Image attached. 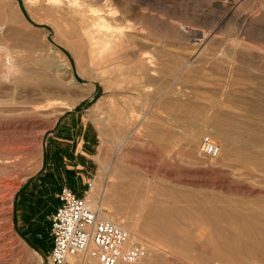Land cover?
Returning <instances> with one entry per match:
<instances>
[{
	"label": "rangeland",
	"instance_id": "rangeland-1",
	"mask_svg": "<svg viewBox=\"0 0 264 264\" xmlns=\"http://www.w3.org/2000/svg\"><path fill=\"white\" fill-rule=\"evenodd\" d=\"M109 1L119 25L107 67L59 42L52 24L34 20V3L14 0L25 24L3 20L0 5V264H49L50 252L36 247L45 235L22 231L15 208L58 123L72 112L94 134L82 195L101 200L107 216L124 221L138 237L132 240L148 248L133 264H220L206 242L207 198H216L221 225L231 230L230 206L245 199L264 207V168L225 148L243 136L264 143V109L241 108L264 97V0ZM63 59L76 81L56 70ZM113 66L122 70L118 81ZM223 113L243 119L241 133L222 124ZM206 135L221 146L217 158L202 151ZM150 208L162 216L150 218ZM47 222L41 216L35 226L44 230Z\"/></svg>",
	"mask_w": 264,
	"mask_h": 264
},
{
	"label": "bare ground",
	"instance_id": "bare-ground-1",
	"mask_svg": "<svg viewBox=\"0 0 264 264\" xmlns=\"http://www.w3.org/2000/svg\"><path fill=\"white\" fill-rule=\"evenodd\" d=\"M26 1L34 3L35 5L34 4L33 5L36 6L40 11L39 15L37 16L33 15L34 20L35 19L38 20V23L40 22L43 23V21H45L46 23H50L53 25L59 42L65 43L67 46L73 47L82 54L84 59H88L97 66L107 67L110 65L112 59V52L114 49V46L112 44L114 30L116 29L114 27L119 25L116 22L117 14H115L113 3L111 1L109 0H26ZM0 5H2L4 9L1 14L3 20L12 21V19H16V21L19 20L20 23L25 24L24 20L20 16L19 11L17 10L14 4V0H8V1L0 0ZM180 37L183 36L180 35ZM50 47L52 49L54 48V51L57 52L58 54L60 53L59 51H61L60 49L56 48L54 45ZM60 56L62 57V55ZM113 69H115L116 72L118 71V73L115 75V81H118V79L121 78L122 76V72H121L122 70L119 67H114V66ZM56 70L58 72L70 73L72 75V78L76 81L73 70L70 66V61L68 59H63L62 63L56 66ZM8 71L6 72L7 76L9 74ZM260 84L264 85V80L261 81ZM262 101L264 102V97ZM262 101L247 102L246 100H244V104L241 106V108L247 110L250 113H258L261 110L263 111L264 109V103H262ZM241 119L240 117L238 118L230 113H223L220 115L219 118L222 124L224 123L223 125H230V127H232L233 129H238V131L245 124L242 121L243 119L242 120ZM248 139L249 138L247 139L244 138V136L243 138L242 137L236 138L235 141H232L235 142L236 144V146L234 145L235 147L229 146L228 143L229 142L231 143V140H229V142H227L228 146H226L225 148L227 149V151H229L232 157L239 159L243 163L252 162L255 166L264 168V145H263L264 143L262 144L260 142V144H257L256 142L250 141ZM257 194H260L259 191ZM243 197H246V195ZM251 197L254 198V196L252 195ZM259 197L261 200V196ZM240 198L238 199L240 200ZM252 199H250V202ZM215 200L216 198L213 199L207 198V202L211 204V206L209 207L211 210L209 211L207 210L205 213V217H206L205 220L207 224L210 226V229L212 231L211 237L208 238L206 242L207 245L213 246L215 248V255H213L214 258L220 260V264H233V261H231L229 257L244 256L245 258H249L250 261L248 262H251V264H257V263L263 264V262L260 259L262 258V260L264 261V207H260L259 205L255 206L254 203L249 204V201L248 200L245 201V199L244 200L242 199L243 202L237 200L238 206H235L236 210L233 209L234 206H230V210H227V212L225 213V215L233 217L236 223V228L231 230L229 227H224L221 225L222 222L221 215L223 216L224 213L214 208L213 203ZM262 200L264 201V197ZM244 201L245 203L247 202L248 204L247 203L244 204ZM216 211H218V213H216ZM148 213L150 215V218L152 219H155L158 214H160L159 216H162L161 212L157 213L156 209H152V208L149 209ZM104 215L107 218L116 221V218L114 219L109 217L111 214L107 216V214L105 213ZM230 217L225 218V220L229 219ZM117 222L123 223L126 227L129 226L126 225V223L122 220L118 221L117 219ZM160 224L163 223L161 222ZM161 227L165 228L163 225H161ZM130 230L132 236L138 238L137 235H135L132 232V229ZM167 240L169 241V239ZM255 254L259 259H254ZM90 261H94V260H90ZM207 264H212V263L207 262ZM242 264H247V262L245 263L244 261Z\"/></svg>",
	"mask_w": 264,
	"mask_h": 264
},
{
	"label": "built area",
	"instance_id": "built-area-1",
	"mask_svg": "<svg viewBox=\"0 0 264 264\" xmlns=\"http://www.w3.org/2000/svg\"><path fill=\"white\" fill-rule=\"evenodd\" d=\"M201 147L204 155L211 158L221 153V146L210 135L203 137ZM58 197L60 205L51 215L53 248L47 255L49 264H74L76 257L80 264L89 260L98 264H133L147 257L148 248L132 240L123 223L104 215L101 200H93L88 193L79 195L67 185Z\"/></svg>",
	"mask_w": 264,
	"mask_h": 264
},
{
	"label": "crops",
	"instance_id": "crops-1",
	"mask_svg": "<svg viewBox=\"0 0 264 264\" xmlns=\"http://www.w3.org/2000/svg\"><path fill=\"white\" fill-rule=\"evenodd\" d=\"M79 116L78 112L68 113L58 123L40 172L22 187V194H19L16 203L17 221L23 227L21 230L33 228L34 237L45 235L44 242L36 243V247L44 254L53 248L51 215L60 205L58 194L67 185L82 195L84 189L79 184L80 176L90 172L94 134L87 128L86 122L78 121ZM41 216L48 219L44 230L35 226ZM72 261L80 264L77 257ZM87 264L98 263L88 261Z\"/></svg>",
	"mask_w": 264,
	"mask_h": 264
}]
</instances>
